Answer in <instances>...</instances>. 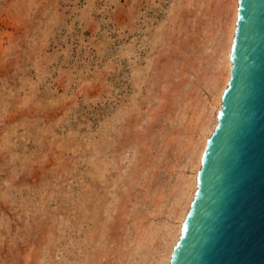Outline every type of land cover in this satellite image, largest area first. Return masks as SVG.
Returning a JSON list of instances; mask_svg holds the SVG:
<instances>
[{"label":"rangeland","instance_id":"obj_1","mask_svg":"<svg viewBox=\"0 0 264 264\" xmlns=\"http://www.w3.org/2000/svg\"><path fill=\"white\" fill-rule=\"evenodd\" d=\"M234 4L0 0V264L158 263Z\"/></svg>","mask_w":264,"mask_h":264},{"label":"water","instance_id":"obj_2","mask_svg":"<svg viewBox=\"0 0 264 264\" xmlns=\"http://www.w3.org/2000/svg\"><path fill=\"white\" fill-rule=\"evenodd\" d=\"M231 61L170 264H264V0H239Z\"/></svg>","mask_w":264,"mask_h":264},{"label":"bare ground","instance_id":"obj_3","mask_svg":"<svg viewBox=\"0 0 264 264\" xmlns=\"http://www.w3.org/2000/svg\"><path fill=\"white\" fill-rule=\"evenodd\" d=\"M238 5H239V0H235V4H234V8H233V10H234L233 11V16H232V19H231V22H230V26H229V31H228V34H227L226 47H225V49L223 51V54H222L223 56L221 57L222 60H220L222 62L221 64H223V66L225 68L224 70H226V75L224 76V81L222 83L223 86L221 87V90L219 92L217 91L218 95L214 99L215 100V106L213 105L214 111H215V112H213L214 117L211 119L212 122H210L208 120L210 123L209 124L206 123L207 125L205 124V127L201 128L204 131V132H202V134L204 133V135H202V139H201L202 141H200V139L198 141H200L202 143L199 142L200 147L198 146V148H197V146H196V150L198 149V154L195 153L197 155V156H195L196 160H195V158L192 159V160L196 161V162H194V164H192V165H194V168H195V174H194V176H192V179L191 178L189 179L191 181H189V183H187L188 189L186 188L187 190L184 193L182 191V193H183L182 198L184 199V202L186 201V205L185 206L183 205L182 209L180 211L178 210V212H177L178 215H176L178 217H176V219L179 218L180 223L178 222L179 225L175 226L176 228L174 230V233L173 234L171 233L172 235L170 234L171 237H170V239L168 238V240H167L168 242L166 240H164L165 242H167V243H165L166 244V248H163V249H165V251L163 250L164 251V253H163L164 255L161 257V259L159 258L158 263H156V264H170L173 250H174V248H175V246H176V244H177V242H178V240H179V238L181 236L183 222L186 219V216H187V214H188V212L190 210V207H191V203H192V201H193V199L195 197V193H196V190H197V176H198L199 170L201 168L202 155H203V152H204V150L206 148L208 138L211 136V134L213 133V131H214V129H215L217 123H218V113H219V110H220L221 104H222V96L224 94L225 89L228 86V83H229V80H230V77H231V67H232L231 50H232L233 39H234L235 31H236V24H237V18H238ZM216 86H218V85H216ZM219 89H220V86H219ZM212 111H213V108H212ZM182 190H184V189H182ZM179 203L180 202L178 201V204ZM169 231L171 232L173 230H171V228H170ZM167 236H168V234H167Z\"/></svg>","mask_w":264,"mask_h":264}]
</instances>
